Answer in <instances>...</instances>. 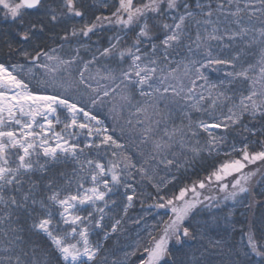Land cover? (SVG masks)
Masks as SVG:
<instances>
[{
  "label": "snow or ice",
  "instance_id": "6c2138e0",
  "mask_svg": "<svg viewBox=\"0 0 264 264\" xmlns=\"http://www.w3.org/2000/svg\"><path fill=\"white\" fill-rule=\"evenodd\" d=\"M0 264H264V0H0Z\"/></svg>",
  "mask_w": 264,
  "mask_h": 264
},
{
  "label": "trees",
  "instance_id": "16d2710c",
  "mask_svg": "<svg viewBox=\"0 0 264 264\" xmlns=\"http://www.w3.org/2000/svg\"><path fill=\"white\" fill-rule=\"evenodd\" d=\"M62 170V169H61ZM68 171H70V166H69V168L67 169ZM139 208H140V205H139V203H137L136 204V206H135V208L132 210V215L133 216H135L137 213H138V211H139ZM259 213V209H257V214ZM236 218H237V220H241L242 219V217L240 216V212L238 211L237 212V216H236ZM235 241H239V239H240V234H239V232H237L236 234H235V237L233 238ZM107 243V246H109V247H111V245H112V241H108V242H106Z\"/></svg>",
  "mask_w": 264,
  "mask_h": 264
},
{
  "label": "rangeland",
  "instance_id": "374dc122",
  "mask_svg": "<svg viewBox=\"0 0 264 264\" xmlns=\"http://www.w3.org/2000/svg\"><path fill=\"white\" fill-rule=\"evenodd\" d=\"M214 75H215V74H214ZM95 239H97V237L94 236V237H93V240H95Z\"/></svg>",
  "mask_w": 264,
  "mask_h": 264
}]
</instances>
